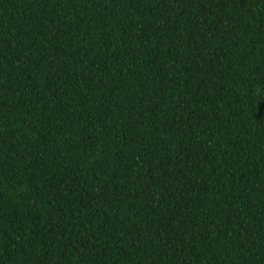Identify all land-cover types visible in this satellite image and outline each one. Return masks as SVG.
Listing matches in <instances>:
<instances>
[{
	"label": "trees",
	"instance_id": "1",
	"mask_svg": "<svg viewBox=\"0 0 264 264\" xmlns=\"http://www.w3.org/2000/svg\"><path fill=\"white\" fill-rule=\"evenodd\" d=\"M0 264H264V0H0Z\"/></svg>",
	"mask_w": 264,
	"mask_h": 264
}]
</instances>
